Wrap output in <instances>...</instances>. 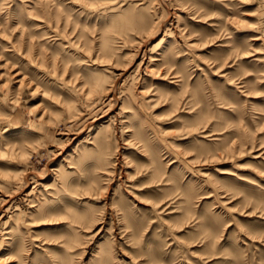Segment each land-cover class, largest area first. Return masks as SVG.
Wrapping results in <instances>:
<instances>
[{
	"label": "rangeland",
	"instance_id": "1",
	"mask_svg": "<svg viewBox=\"0 0 264 264\" xmlns=\"http://www.w3.org/2000/svg\"><path fill=\"white\" fill-rule=\"evenodd\" d=\"M0 264H264V0H0Z\"/></svg>",
	"mask_w": 264,
	"mask_h": 264
}]
</instances>
